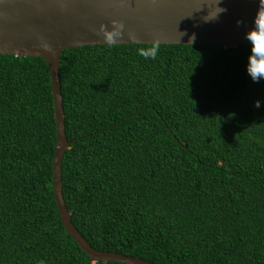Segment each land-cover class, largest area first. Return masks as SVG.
Wrapping results in <instances>:
<instances>
[{
    "label": "trees",
    "instance_id": "obj_1",
    "mask_svg": "<svg viewBox=\"0 0 264 264\" xmlns=\"http://www.w3.org/2000/svg\"><path fill=\"white\" fill-rule=\"evenodd\" d=\"M62 52V195L96 250L154 264H264V80L251 46ZM260 100L261 106L254 107ZM56 125L42 58L0 55V264L92 263L53 198Z\"/></svg>",
    "mask_w": 264,
    "mask_h": 264
},
{
    "label": "water",
    "instance_id": "obj_2",
    "mask_svg": "<svg viewBox=\"0 0 264 264\" xmlns=\"http://www.w3.org/2000/svg\"><path fill=\"white\" fill-rule=\"evenodd\" d=\"M217 7L225 11L206 21ZM113 19L125 23L116 45H152L158 40L166 45L251 46L245 36L256 21H264V0H0V55L42 58L49 69L56 125L53 198L65 232L92 263L154 264L93 248L71 222L62 195L61 165L70 143L64 128L60 56L69 48L105 45L97 30L101 24L111 30ZM128 32L136 40H130Z\"/></svg>",
    "mask_w": 264,
    "mask_h": 264
},
{
    "label": "clouds",
    "instance_id": "obj_3",
    "mask_svg": "<svg viewBox=\"0 0 264 264\" xmlns=\"http://www.w3.org/2000/svg\"><path fill=\"white\" fill-rule=\"evenodd\" d=\"M224 8L217 7L215 15L205 18L208 20H215L218 18V14L224 12ZM239 24L240 21H237ZM111 30H107L103 24H101L97 30V35L102 36L103 44L111 48L118 44V40L125 34V23L121 20L113 19L111 21ZM246 33L245 38L250 42V53L247 56L245 64V73L253 83H259L264 80V21H256L255 29ZM128 38L130 40H136L134 33L128 32ZM195 34L190 37V43L194 42ZM45 50H50V46L45 43L42 45ZM160 49L158 40H153L149 49H139V54L143 55L145 59H155ZM261 101H254V107L259 108Z\"/></svg>",
    "mask_w": 264,
    "mask_h": 264
}]
</instances>
